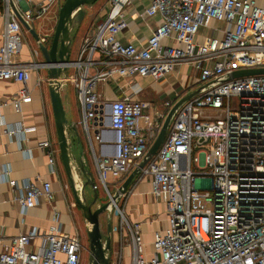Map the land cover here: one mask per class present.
Listing matches in <instances>:
<instances>
[{
    "label": "built area",
    "instance_id": "1",
    "mask_svg": "<svg viewBox=\"0 0 264 264\" xmlns=\"http://www.w3.org/2000/svg\"><path fill=\"white\" fill-rule=\"evenodd\" d=\"M58 1L0 0V81L22 86L11 102L17 111L31 101L27 84L32 74L51 66L36 61L38 43L47 45V35L38 34L36 49L22 61L25 33L18 17L32 27ZM130 1H108L104 19L88 31L77 59L67 68L77 71L76 76L59 80L60 88L68 81L76 89L79 124L87 137L91 126L98 129L106 123L115 133L114 152L104 146L92 161L118 212L121 249L128 234L130 264H264V74L231 78L238 70L264 69V9L255 0H150L144 14L158 13L161 23L144 46L135 48L116 40L127 26L123 9ZM206 18L227 24L221 42H196ZM163 40L176 46L161 44ZM179 65L198 72L199 85L173 112L161 145L149 156L165 116L152 117L151 104L145 101L103 103L96 88L114 75L161 79ZM6 104L0 103V109ZM165 107L170 110L172 104ZM33 130L5 127L2 134ZM103 136L96 132V141L101 143ZM37 147L47 152L52 168L49 142ZM134 170L140 180H150V194L162 203L167 221V227L153 235L150 258L145 256L140 225L127 221L106 184L107 174L122 177ZM7 183L22 214L40 198L53 199L49 182ZM36 238L41 243L31 251ZM80 253L79 239L64 234L56 222L45 234L33 229L10 238L0 251V264H79ZM121 257L120 252L116 264Z\"/></svg>",
    "mask_w": 264,
    "mask_h": 264
},
{
    "label": "crops",
    "instance_id": "2",
    "mask_svg": "<svg viewBox=\"0 0 264 264\" xmlns=\"http://www.w3.org/2000/svg\"><path fill=\"white\" fill-rule=\"evenodd\" d=\"M63 1L59 0L43 18L31 24L39 35L50 34L49 42L46 46L50 45L58 10ZM108 1L98 0L92 6L83 8L85 13L84 18L81 24L77 25L71 33V43L69 46L70 61L74 62L77 59L81 43L88 31L104 19L108 9ZM255 3L258 7L264 9V0H255ZM149 4L150 0H131L130 4L124 7L123 15L127 26L116 35L118 42L121 44H131L135 48H140L157 31L161 23L160 15L156 13L151 17H146L144 14ZM86 20L88 24L84 26L83 31H80ZM35 23L38 24V32L35 28ZM2 25V19L0 18V44ZM226 29L227 24L224 21L206 18L198 28L195 40L197 43L203 45L207 44L210 39H215L219 43L224 39ZM23 30L24 33L26 32L24 35L26 42H24L25 44L22 48V57L25 54L26 60H29V54H31L32 50L36 49L35 40L25 28ZM161 44L176 46L172 40H163ZM95 57L98 58V55ZM36 61L44 63L41 52H39ZM67 70L69 72L62 74V77L76 76L77 71L72 69ZM46 77V68L32 74L27 84L31 101L29 103H22L19 111L14 108L11 102L17 98V93L22 86L11 81H0V103H7L0 109V117L3 122V125L0 127V251L9 242L10 238L27 234L33 229L38 230L39 234H45L57 222L64 234L76 236L79 239L81 244L79 264H89V244L88 247L84 244L85 238L82 235H84L85 231L87 236L90 226L84 219L82 210L75 201L70 180L60 159ZM38 79L40 80L38 81ZM63 83L65 86L60 88V94L63 89L71 88L70 94L66 90L65 96L62 98L65 102L62 101V103L68 123L66 131L67 141L71 149L74 147L76 152V155L70 157V169L77 193H79L81 182L85 181L81 169L84 168V171L90 174L91 164L89 162H91L97 175L92 155L100 156L104 146H107L110 152L113 153L115 150V133L109 123L99 126L98 129H94L89 125V136L87 137L82 126L79 124L81 114L77 102L76 89L68 81ZM197 85H199L198 72L189 65H179L171 73L156 80L150 76L114 75L103 82H99L96 91L100 95L101 101L106 104L121 101L125 98L131 101L149 102L151 108L148 113L152 117L163 115L166 118L175 104L194 93ZM168 102L172 104L170 110L165 107V103ZM17 126L23 129L34 128V130L15 133L11 136L2 134L5 127L14 128ZM99 131L104 133L101 143L95 139L96 132ZM41 141L49 142L50 151L53 152L55 161L52 168L48 165L47 152L37 147V144ZM4 171H7L5 177L3 176ZM132 172L122 177L121 175H106V178L108 175L112 176L111 182L114 189L111 193L108 191L110 195L113 193L111 197L119 190L122 183ZM8 179L14 180L18 185H21L24 181H30L38 186L41 183L49 182L53 199L40 198L36 207L22 214L18 204L13 200L14 195L7 183ZM149 181V179L140 180L138 172L128 185L127 190L117 198V202L119 201L120 203L119 209L123 211L127 221L140 225L146 258H150L153 253L152 240L154 233L163 231L167 227L164 207L162 203L155 201L150 194ZM97 184H100L99 180ZM95 187L97 193L96 184ZM85 194L87 195V193ZM89 195H87L88 198L92 199ZM97 206L101 205L96 204ZM106 211L108 213L111 209L108 208ZM106 223L102 234L104 237L106 236L107 225L109 223L112 235L111 249L107 254L109 264L117 263L120 252L122 253L121 264H123L124 256L128 254L129 259L132 253L128 234L123 235L125 237L123 239V248L121 249L119 229H117V226H112L110 217L107 218ZM117 225H119V217ZM40 243V238L33 239L28 249L33 251ZM124 246L127 248L125 255H123ZM85 253H87V256Z\"/></svg>",
    "mask_w": 264,
    "mask_h": 264
},
{
    "label": "water",
    "instance_id": "3",
    "mask_svg": "<svg viewBox=\"0 0 264 264\" xmlns=\"http://www.w3.org/2000/svg\"><path fill=\"white\" fill-rule=\"evenodd\" d=\"M98 0H64L61 4L57 21L50 39V45L46 46L38 43L39 50L42 54L44 64L51 65L47 69V85L50 95V102L52 112L55 121L57 141L61 162L66 170L68 178L71 183L73 195L78 207L82 210L83 217L90 226L87 231V239L89 244V264H109V258L107 256L111 249V226L108 223L106 236L102 234L100 229V215L108 209L110 202L96 207L97 193L93 179L90 178V174L84 171L82 168L83 177L85 181L81 182L79 193L73 182V177L70 169V157L71 147L67 141L66 131L68 129V123L66 119V113L63 107L62 98L60 96V76L67 72L69 64L72 63L69 59V46L71 43V33L73 29L81 24L84 18V7L92 6ZM19 21L22 26L28 31L32 38L38 42L39 35L36 33L33 27L26 24L20 17ZM264 74V69H247L238 70L231 74V78H241L246 76H255ZM193 95V94H192ZM187 97L177 104H175L169 111L165 118L161 130L149 150V156L154 155L159 146L161 145L167 131V127L170 122V118L173 112L187 99ZM204 139H198V143L203 142ZM79 145V144H78ZM138 173V170H134L122 183L119 190L112 196V200H117L120 194H123L128 185L131 183L133 177ZM89 186L93 191L92 199H89L85 194V188Z\"/></svg>",
    "mask_w": 264,
    "mask_h": 264
},
{
    "label": "rangeland",
    "instance_id": "4",
    "mask_svg": "<svg viewBox=\"0 0 264 264\" xmlns=\"http://www.w3.org/2000/svg\"><path fill=\"white\" fill-rule=\"evenodd\" d=\"M89 15V14H88ZM89 21V20H88ZM88 23H87V20L84 22V24H83V26L80 28V31L82 30H84V26L85 25H87ZM92 26V25H91ZM35 28H36V30L38 29V24H36L35 23ZM37 32H38V30H37ZM26 33V32H25ZM80 33V32H79ZM27 35V34H26ZM49 37H50V34H47ZM23 45L25 44L24 42H26L25 40H24V38H23ZM27 58L25 57V54H23V57H22V61H24V60H26ZM73 59V58H72ZM71 71V70H70ZM69 72V70H67V73ZM196 86V85H195ZM71 88L70 87H68V88H65V89H63L62 91H61V94H60V96H61V98H64V96H65V94H66V90L68 91V94H70V90ZM63 102H65L64 101V99L62 100ZM66 108H68L67 106H66ZM75 108V107H74ZM209 114H211V115H213V116H215V113H213V112H208ZM72 117H73V115H72ZM76 152H75V150H74V147H72V149H71V154L72 155H76L75 154ZM89 164H91L90 165V170H91V173H90V176H91V179H94L93 181H94V183L96 184V186H97V196H98V198H97V203L96 204H100V205H103V204H105V203H108V202H110V199H109V197H108V194H107V192H106V190L104 189V187H103V185H101V184H97L98 183V180H97V175L95 174V171H94V168H93V166H92V163L91 162H89ZM112 176L111 175H108L107 176V178H106V182H107V186H108V191H110V193L111 192H113V183L111 182V178ZM85 193H87V195H89V196H91V198H92V194H93V191H92V189H91V187H89V186H87L86 188H85V191H84ZM113 194V193H112ZM111 194V195H112ZM116 204H117V207L119 208V205H120V203H119V201L118 202H116ZM108 208H110L111 209V211H108V213H109V215H108V213H107V211H105V212H103L101 215H100V217H99V220H100V229H101V231H103L104 229H105V225L107 224L106 223V220H107V218H111V224H112V226H117V229L119 228V225H117V222H118V212H117V209L114 207V206H112V204L108 207ZM86 227V226H85ZM84 230H85V228H84ZM82 236H84V244H86L87 245V247H88V239H87V236H86V233H85V231H84V235H82ZM82 236H81V238H82ZM81 243H82V239H81ZM126 250H127V248H126V246H124V249H123V255H125L126 254ZM131 252V251H130ZM85 255L87 256V253H85ZM87 260V259H86ZM86 260H85V262H86ZM123 264H130V258L128 259V254L127 255H125L124 256V259H123Z\"/></svg>",
    "mask_w": 264,
    "mask_h": 264
}]
</instances>
